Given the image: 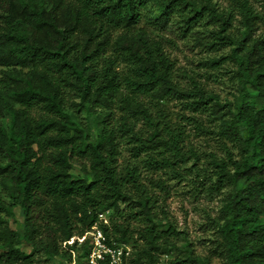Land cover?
<instances>
[{
	"label": "trees",
	"instance_id": "16d2710c",
	"mask_svg": "<svg viewBox=\"0 0 264 264\" xmlns=\"http://www.w3.org/2000/svg\"><path fill=\"white\" fill-rule=\"evenodd\" d=\"M225 1L0 0V264L72 262L94 227L121 264H264V0ZM166 34L232 74L233 100L180 71ZM188 126L223 157L200 167ZM189 173L222 196L204 256L166 208Z\"/></svg>",
	"mask_w": 264,
	"mask_h": 264
},
{
	"label": "rangeland",
	"instance_id": "374dc122",
	"mask_svg": "<svg viewBox=\"0 0 264 264\" xmlns=\"http://www.w3.org/2000/svg\"><path fill=\"white\" fill-rule=\"evenodd\" d=\"M217 2L221 7L226 6L225 0H217ZM164 38L170 41V43H167V51L180 71H186L190 75H194L203 83L208 91L219 96L222 102L233 100L236 87L230 79L232 74L227 72L212 74V71H208L201 65V62L208 57V53L205 50H200L191 42L180 40L172 34H166ZM2 70L0 67V76ZM171 107L177 112L180 109L178 104H176V107L172 104ZM188 132L190 133V141L193 147L201 156L202 161L200 167H207L211 160V155L223 157V153L219 149L220 146L214 138L208 134L195 131L191 126H188ZM74 172L76 174L79 173V166H77ZM166 179L168 180V177ZM168 184L171 189L170 195L166 198V208L171 220L176 224L177 229L182 232L180 242L178 243L179 247L184 248L188 246L201 256L208 254L211 240L213 239L212 219L219 215L222 207V196L218 194L210 195L206 190H202L199 184L196 183L194 174L186 176L181 181L171 179ZM15 212L16 218L10 219V223L13 227L22 229L21 217L17 209ZM115 218H117L116 214L112 211L104 212L100 215V219L104 223H109L111 219ZM91 232L86 235V239L89 241L86 249L91 251L92 254V252L97 250V247L94 245V235L92 236V234L96 233L95 228ZM80 240L79 238H73L67 242L69 245L75 242L78 244L76 245V249L72 251V262L67 260L65 264H76L83 256L85 252V240ZM122 249H126L128 254L132 251L131 246H123ZM120 256L121 253L119 252L116 255L119 264H121L118 259ZM172 259H174L173 255L164 256L162 263L169 264V261ZM82 261L83 264H90L87 258ZM48 264H58V262L52 261ZM212 264L223 263L218 259H214Z\"/></svg>",
	"mask_w": 264,
	"mask_h": 264
},
{
	"label": "built area",
	"instance_id": "2783aa9c",
	"mask_svg": "<svg viewBox=\"0 0 264 264\" xmlns=\"http://www.w3.org/2000/svg\"><path fill=\"white\" fill-rule=\"evenodd\" d=\"M95 230H96V233L95 234H92V236L94 237L95 239V243L94 245L97 247V250L92 252V254L90 255V258H89V262L90 264H99L100 261H104L105 260V254H109L111 256V264H119L117 259H116V255L120 252V251H116V250H113L111 248H108L105 243H104V235L102 233L101 230H99L97 227H94ZM93 228V230H94ZM97 228V229H96ZM92 233V232H90ZM87 235V234H86ZM86 239V236L83 237L82 240L80 241H84ZM119 259V262H121V256L118 258Z\"/></svg>",
	"mask_w": 264,
	"mask_h": 264
}]
</instances>
